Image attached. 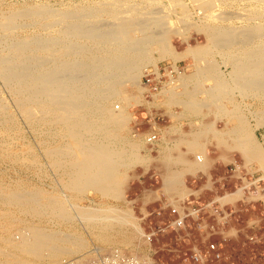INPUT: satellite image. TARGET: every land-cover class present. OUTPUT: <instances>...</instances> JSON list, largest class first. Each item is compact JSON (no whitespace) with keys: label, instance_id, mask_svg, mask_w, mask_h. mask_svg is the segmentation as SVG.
I'll list each match as a JSON object with an SVG mask.
<instances>
[{"label":"bare ground","instance_id":"bare-ground-1","mask_svg":"<svg viewBox=\"0 0 264 264\" xmlns=\"http://www.w3.org/2000/svg\"><path fill=\"white\" fill-rule=\"evenodd\" d=\"M107 1L109 2L110 0ZM158 1L151 0V5L157 4ZM93 3L95 4V2ZM176 3L178 2L176 1ZM39 4L37 6H34L36 4L29 5L34 7L27 9L26 12L18 9L19 12H16V10L14 11L15 13L8 11L10 15L7 14L8 16L1 17L0 29L3 33H0V78L10 88L18 112L21 113V116L24 115L26 117L33 132L38 136L39 142L41 141L45 156L48 157L54 167L64 170L65 177H70L67 184L72 190L76 191L77 196H84L86 191L91 188L99 190L106 196L111 194L118 195L119 187L124 180L123 170L120 171V167L129 166L134 159L136 161L141 160L140 153L130 149L128 151L126 144H132L131 146H133V143L125 139L126 137L124 138L121 133L128 115L123 112H115V108L122 107L118 104L120 100L132 99V97L125 96L127 93L124 95L123 85L127 81L139 82L140 80L138 81V79L144 73L145 66L148 64H153L156 68V73L159 75L158 61L165 57H171L175 61L188 57V55L198 62L206 59L207 56L205 54L208 53L211 44L215 46V49L221 51L224 62L230 69V79L225 74L223 75L224 72H220L219 64L215 66L217 64L212 65L205 62L209 65L204 64L198 71L191 73L180 70L175 65V68L178 69V80L183 78V91L172 89L170 97L168 96L167 98L178 100L185 107H192V105L197 107L195 105V97H192L190 101H180L178 94L188 93L189 96H192L191 94H193L194 90L201 89L208 92L211 95L210 98L215 100L217 112L219 113L220 109L227 111L224 105L221 106L219 99L221 102L224 99H228L229 92L232 93L231 89L233 88H239L238 90H241L245 95L255 97L259 103L256 106L257 109L253 111L255 123H249L244 114L234 110L230 114L231 117H229L232 127L229 129L228 135H233L239 139L246 153L256 151L258 156L262 155V151H264L261 146L263 140L261 141L258 138L257 131L259 128L264 127V20L260 19L251 23V19L243 15V13L226 15L214 10L215 6L220 8L218 6L219 4L221 5V0H201L196 5L198 10L206 13L204 14L206 21L200 25L199 29L206 30L208 42L205 45H192L189 43L188 48L183 53H178L173 49L169 41L168 27L166 28L167 21L164 19L166 18L165 11L160 10L164 14L162 15L164 16L163 18L160 12L158 13L159 10L154 9L156 5L145 9L138 7L139 5L126 8L123 1L111 0L106 6L96 5L92 6L93 9L91 6L87 9V7H71L69 4L70 7L68 5L69 8H66V6L64 10L58 9L59 5H57V10L50 8L49 3V7L45 2V5ZM258 9L256 10L258 11ZM179 10V12L175 11V13H181L179 18L188 24L184 31L187 30L189 32L187 26L191 23V18L187 8L184 6V8L182 7ZM171 11H173V8ZM102 12L112 14L113 19L109 21L103 20L102 15L100 17ZM23 15L34 22L39 21L42 31L45 30V32L17 36L16 30L24 25V23H18L17 19ZM221 20H228V22L221 24ZM191 25L193 26V24ZM195 26L198 27L199 25ZM181 32L183 31L174 33L178 34ZM184 36L186 35L184 34ZM151 43L159 45L157 50L158 57L154 56L152 50L148 48ZM207 61L211 62L209 59ZM200 63L202 64V62ZM200 73L205 77L207 75L208 77H215L214 84L210 88H206L200 85L198 80L193 89H187L188 79L194 78L197 80L198 76L201 75ZM170 77L172 81H176V79L172 78L173 76ZM184 81L186 82L184 83ZM201 92L203 93V91ZM117 99H120L118 103ZM136 99L139 101L138 97ZM3 102L0 99V123H2V129H0L7 141L14 135L12 133L16 132L15 129L13 130L15 121L14 116L6 113L5 108L7 105ZM198 102L200 103V101ZM112 104H114L113 107L110 106ZM199 106L197 108H202V105L201 107ZM215 132L219 137L220 132L217 129ZM27 150L26 144L22 143V141H16L15 144L0 146V157L13 156L15 160L21 163L31 162L36 164V159L21 156ZM204 153L205 151H202L198 154V161L203 162L206 156ZM251 158L253 157L251 156ZM257 158L260 159L261 157ZM64 179L62 185L68 188L69 186L64 183ZM18 188H0V203L6 206H19L23 214L41 215V217L45 214H52L53 216L69 220L75 217L71 215L67 202L55 192L52 193L45 189L35 190L34 186V190ZM242 194H244L243 187L234 192H228L226 195L217 196L215 201L224 203L232 198L235 199L234 197L239 195L242 196ZM71 205L77 212V216L87 223L89 229L99 226L101 227L99 229L105 232L110 228H118L124 243L127 242L128 244V241L132 239L133 233L129 232V230L133 227L140 233L145 234L141 224L132 220L134 216L130 211L121 210L114 205L105 208L91 204L80 205L77 202H73ZM4 212L7 214L6 211ZM10 214H7V217L11 216ZM8 219L11 218L9 217ZM34 224H23L24 226L20 228L19 233L13 235L12 231L11 237L6 239L7 243L10 241L9 246H15L26 255L35 256V259L36 257L45 259L46 262L44 261L42 264H48L47 260L51 261L63 255H67V257L63 258L59 264L81 263L83 259L94 264L98 262L97 258L107 251H104V247L95 245L90 247L85 253L74 255L87 247L88 241L86 238L75 235V233L63 232L53 228L47 229L41 227V225L37 226ZM105 237L101 235V238L105 239ZM1 253L3 255L7 252ZM23 259L17 260L18 263L29 264L28 260ZM9 262L10 259H7L5 264H9Z\"/></svg>","mask_w":264,"mask_h":264},{"label":"rangeland","instance_id":"rangeland-1","mask_svg":"<svg viewBox=\"0 0 264 264\" xmlns=\"http://www.w3.org/2000/svg\"><path fill=\"white\" fill-rule=\"evenodd\" d=\"M122 1L126 8L139 5L138 7L145 9L146 7L147 8L154 7V5H156L154 9L157 11L159 10L158 13L160 12V10H162L163 12L165 11L164 14L166 15L165 16L166 18L162 16L164 15L163 12H160V15L165 19V21H167L166 28L168 27L167 30L169 32L168 34H169L170 44L173 47V49L178 53H183L186 50V48H188L189 43L192 45H197V44L205 45L208 42V34L206 30L201 29L202 30L201 31L199 29L200 25L206 21V16L204 15L206 13H203L201 10H198L197 8L198 2L201 0H193L194 3H192L193 2L192 0H159L157 4L154 5L153 4L151 5V0H143V1L133 0V2L132 0H121V2ZM176 1L180 3L178 4L176 3ZM231 1L221 0V5L219 4L218 6L220 8H217L215 6L214 10H217L218 12L224 13L226 15L239 14V12L240 14L243 13V15L251 19L250 21L251 23H254L260 19L264 20V0H242V1L236 0L237 2L235 0H233L232 2ZM44 2L47 6L49 3L50 8L53 9L60 8L63 10L69 8L70 5L71 7L72 6L87 7V9H89L91 6V8L93 9V7L96 5L106 6V4L109 3L107 0L105 1L81 0V3L80 0H62V1L61 0H0V14H1L0 19H2L1 17L6 16L7 14L10 15V12L15 13L14 11H16L17 9L26 12L27 9L37 6L39 3L45 5ZM93 2H95V4ZM130 3L131 4L134 3V4L131 5ZM258 3H260L261 5ZM29 5H34V6H29ZM57 5L59 6L57 7ZM140 5H142L143 7ZM184 6L185 8H187V12L189 13L191 18V23L188 22L189 26L191 27L187 26L189 32L187 30L184 31L186 29L185 28L186 25L188 24L187 22H184L179 18L181 17V13H177V14L175 13V11L176 12L181 11L179 9H181L182 7L184 8ZM243 7H245L246 9ZM262 7L263 9H261ZM172 8L173 11H171ZM256 9H258V11ZM18 10L16 12H19ZM196 11H198V13H196ZM102 13H100V17L102 15V19L104 18L103 20L106 19L109 21L113 19L112 14L108 12H102ZM24 16L25 15L17 19L18 23H24L23 26H20L16 30L17 31L16 34L17 33L19 34V35L17 34V36H25L31 33L36 34L39 32L40 33L45 32V30L42 31L41 28L42 26H40V23H38L39 21L34 22L29 17L27 18L25 16L26 17L25 18ZM23 20L25 21L23 22ZM227 22L228 20L220 21L221 24H225ZM191 24H193V26ZM194 24L199 26L196 27ZM179 31H183V32L176 34ZM0 33H3L1 29H0ZM184 34L186 36H184ZM186 37L188 38L186 39ZM151 44H149L150 47L148 46V48L152 50L154 56L158 57L159 54L157 53V50L159 49V45L157 43H151ZM4 51H6V49H4ZM220 54L221 51L215 49V46H212L211 44V47L209 46L208 53L205 54V56H207L206 57L207 60L209 59L211 60V62L214 63H211L206 59L200 60L198 62L194 60V58L190 55H188V57L180 58L177 61H175L171 57H165L160 59L158 63L159 66L163 63H175V62L179 63L182 67L185 68V71L187 73L198 71V69L204 64L207 65H209L208 63L212 65L217 64L215 66H218L219 64L218 68L219 70H221L220 72H224L223 75L225 74V76L230 79V69L227 67L226 62H224L225 60L223 59L222 54L221 55ZM200 62H202V64ZM152 69H154V71L156 72L155 66L153 64H148L147 66H145L144 73L139 77L138 79V81L140 80L139 82L135 81L133 83L132 81L130 82L127 81L123 85L124 95L127 93V95L125 96H128L130 98L132 97V99L126 101L117 99V103L120 100L118 104H120L122 107L115 108V112H123L125 115L126 114L128 115L126 124L122 128L121 133L123 134L124 138L126 137L125 139H127L130 143H133V146H131L132 144L131 145L126 144V147L128 148V151L134 150L137 151V153H140L141 160H137L138 161L137 162L134 159L129 164V166L127 165L126 167L125 166L120 167V171L123 170L122 173L124 180L121 186L119 187L120 188L119 194L118 195L111 194L107 196L102 194L99 190L92 188L88 189L84 194V196L82 195L80 197L76 195V191L72 190L71 187L67 184V181L70 179V177H65L64 170L57 169L56 167H54L52 162L48 159V157L45 156L46 154L44 153V148L42 147L43 145L41 141L39 142L38 136L33 132L26 117L24 115L21 116V113L18 112L10 88H8L7 85L4 83V81L0 78V91H1L0 99L2 100V102L5 100L3 103H5V105L8 106V107L6 106L5 108L6 113L10 116H14L15 126L13 130L15 129L16 131L15 132L16 134L12 133L14 135L10 137V140H7L8 141L7 143L6 138L4 137L5 135L1 132L2 123H0L1 125L0 142H2L0 146L15 144L16 141H22V143L26 144L28 150L25 152V154L21 156L34 158L36 159L37 162L36 164H32L31 162L21 163L15 160V157L13 156L10 157L1 156L0 157V188L16 189L19 187L18 189L26 188V189L34 190L33 189L34 186V188H36L35 190L45 189L52 193L55 192L56 194H58V196H61L67 202L71 215L75 216L74 218L69 220V219H63L57 216H53L52 214H45L43 215V217H41V215H32V214L30 215L25 213L23 214L19 206L11 205L12 206L11 207V206L2 205L0 203V238H1L0 253L1 252L4 253V251L7 252L6 253L7 255L6 254L2 255V253L0 254L1 264H5V261L7 259H10L9 264H13V263L19 264L17 260H21L23 258H24L23 260L25 259L28 260L29 264H33V263L42 264L44 261L46 262L45 259H40L37 257L35 259V256L33 257L26 255L25 253L19 251L15 246L13 247L11 244H10L11 246H9L10 241L7 243V239L11 237L12 231H13V235L15 233L17 234L19 233L20 228L23 227L24 225L26 224L30 225L34 223H35L34 225L37 226L41 225V227H45L47 229H51V228L58 229L63 232L75 233V235H79L81 237L86 238V240L88 241L87 247L81 252L75 253L74 255L85 253L90 247L95 245H100L101 247H104L103 248L104 251L111 249V247L119 246L125 250L149 258L152 264H197L192 257L194 253V248L196 247L204 253V255L207 258L208 264H264V159L262 160V158H264L263 157L264 151H262L263 156L262 155L258 156L256 154V151L246 153L245 150L242 148V145L240 143L241 141L235 138L233 135L230 134L228 135V131L232 127L229 118L231 117L230 114L232 113V111L234 110H237L238 112L240 111V113L246 116L247 121L253 124L255 123V116L253 111L257 109L256 106H258L259 103H258V99H256L251 95L248 96L245 95L241 90H238L239 88L231 89V92L233 94L229 92L228 99L226 100L224 99L222 100V102L219 99V103L221 104V106L224 105L227 111H223L222 109H220L218 113L216 110L217 105H215V102L206 104L202 108L208 107L215 109V113H216L215 130L217 129L220 132L219 137L218 135H215V158H216L215 163L220 165L219 166L220 168L215 167V198L217 196L226 195L228 192H234L242 187L244 194H242V196L240 195L237 196L238 198L234 197L235 199L232 198L230 200H227L224 203L220 201H215V211L212 208L211 209L208 208L203 212H200L198 216L197 215L191 216L187 221V226L182 229H175L171 227L166 228L167 224L173 218L170 210H167L165 208H155L152 205L146 208L145 206L142 207V205L140 204V201L138 200V196H139L138 192H140V194L146 193V188L151 186V182H153V177L147 174L149 161L152 159L151 154L153 151V147L147 141V138L150 134L141 133L146 129L144 127H141V124L138 122L136 110L138 108L143 107L144 105L163 103L169 109L170 117H171L170 119L172 118L174 119L175 116H178L174 120L177 121L175 125L180 127L185 125L184 119H186L187 116H190L191 114H195L196 112L193 111L195 107L185 108L181 103H179L178 100H170V98H167L168 96L170 97V93L172 89H176L177 91H183V86H184L182 82L183 78L181 80H178L179 75L175 74L172 77L176 79V81H172L171 77L169 78V80L165 77L162 79V81L159 80L158 90H152L151 92L150 89L153 84L147 83L145 74L147 73V71H150ZM200 74L201 75L198 76L197 80L194 78L188 79L187 82L190 89H193L195 87L198 80L200 82V85L205 86L206 88H210V86L214 84L215 77L213 76L208 77V75L205 77L202 75V73ZM192 79H194L195 81ZM185 82L186 81H184V83ZM198 90L199 92L194 93L192 97L193 98L195 97L194 99L200 101L204 96V93H202L201 91L204 90L201 89ZM136 96L138 97L139 101H137ZM178 96L180 97V99L181 98L187 99L188 95L185 93H180L178 94ZM176 98L178 99L177 96ZM113 105L114 104L110 106L113 107ZM228 109L231 111H229ZM257 135L261 141L263 140L261 146H262V150H264V127L258 129ZM220 139L224 141H221ZM134 147H136L135 149L137 150H135ZM251 156L253 158H251ZM257 157L259 158L261 157V158L258 159ZM142 158H144V160H142ZM63 178H65L64 183H66V185L70 187V190L69 187L66 188L64 187V185H62ZM4 184L6 185L4 186ZM73 202H77L80 205H87V204L88 205L91 204L93 206L96 205L101 208L114 205L121 210L123 209L130 211L134 216L132 220L141 224L145 234L140 233L134 227L131 228L129 232L133 233L132 239L129 240L127 244V242L125 243L123 242L121 238V234L118 231V228L117 229L110 228L108 229V231L105 232L99 229L101 228L99 226H95L94 229H89L87 227V223L84 222L83 219L77 216L76 214L77 212L71 205V203ZM4 211H6L7 214L11 213L10 214L11 216L8 215L11 219H8L9 217H7V214H5ZM213 212H215V215L213 214ZM16 218L17 220H15ZM214 218H215V222H212L214 221ZM153 231H157V233L152 237L151 240H149L146 234L151 233ZM4 232L6 233L4 234ZM101 235L106 236L105 239L101 238ZM13 239L15 240V238ZM4 240L8 245L4 243L5 242ZM213 244H215V247L212 246ZM8 253L9 254L12 253V254L9 255ZM14 253L17 255V258ZM65 257H67V255L66 256L63 255L59 257L60 259L56 258V259H52L51 261L47 260V263L59 264ZM56 260L58 261L56 262Z\"/></svg>","mask_w":264,"mask_h":264},{"label":"crops","instance_id":"crops-1","mask_svg":"<svg viewBox=\"0 0 264 264\" xmlns=\"http://www.w3.org/2000/svg\"><path fill=\"white\" fill-rule=\"evenodd\" d=\"M187 89H190L188 84ZM197 92L199 90L196 89L193 94ZM185 94L188 95V98H181L180 101L192 100V96H189L188 93ZM210 96L208 92H205V96L200 100L201 104L195 99V105L201 107L203 102L204 105L214 102L215 100ZM205 102L207 103L205 104ZM197 107H195L196 110H193L196 111L195 114L184 119L185 125L182 127L175 125L177 121L174 119L178 116L170 119L169 109L163 103L144 105L136 110L138 122L141 127L146 129L141 133H156L159 136L156 142L150 143L153 151L147 174L153 177V182L146 188V193L138 192V200L142 207L148 208L152 205L155 208L170 210L169 203L176 204L183 200H189L197 205L210 203L211 208L215 211V167L220 168V165L215 163V135H217L215 132V109ZM185 108H190V106ZM202 151H205L206 155L203 162L197 159L198 154ZM213 214L215 215V212ZM212 222H215V218Z\"/></svg>","mask_w":264,"mask_h":264},{"label":"built area","instance_id":"built-area-1","mask_svg":"<svg viewBox=\"0 0 264 264\" xmlns=\"http://www.w3.org/2000/svg\"><path fill=\"white\" fill-rule=\"evenodd\" d=\"M175 65L180 70H185V68L182 67L179 63H163L159 66V75L154 71V69L147 71V73L145 74L146 81L147 83L153 84H151V92L152 90H158L159 80L162 81L164 77L169 80L170 76L178 74V69L175 68ZM158 139V134L152 133L147 138V141L153 144ZM169 207L173 218L167 224L166 228L171 227L175 229H182L187 226V221L191 216H198L200 212L208 208L211 209V204L208 203L206 205H197L189 200H183L181 203H169ZM156 233L157 231H153L151 233H147L146 236L149 240H151ZM212 246L215 247V244H213ZM192 257L197 264H208L207 258L204 253L196 247L194 248ZM97 259L98 262L94 264H152L149 258L125 250L121 247H113L107 250L105 253H102V255ZM75 264H92V262H87L86 259H83L81 263L76 262Z\"/></svg>","mask_w":264,"mask_h":264}]
</instances>
